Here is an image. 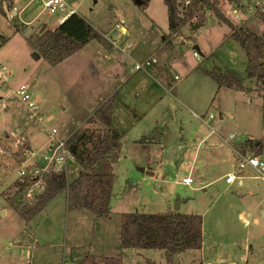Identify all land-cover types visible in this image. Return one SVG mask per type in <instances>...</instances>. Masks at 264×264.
Instances as JSON below:
<instances>
[{"label": "rangeland", "instance_id": "obj_1", "mask_svg": "<svg viewBox=\"0 0 264 264\" xmlns=\"http://www.w3.org/2000/svg\"><path fill=\"white\" fill-rule=\"evenodd\" d=\"M180 4L184 10L185 0ZM253 4V0L235 4L223 0L222 8L235 24L245 22L263 33L262 14H251ZM78 8L103 35L119 42L112 45L106 37L112 46L109 51L93 41L52 65L36 43L47 28L57 25L56 13L41 14L31 0H0V211L7 212L0 214V264H80L77 254L88 252L120 257L123 264H169L164 250L122 247V215L175 211L179 200L180 212L203 217L204 243L199 250L178 254L174 264H264V174L248 167L242 185L226 182L242 156L264 162V146L258 153L245 143L247 139L264 143L263 93L251 82L248 91L218 89L211 77L196 69L201 58L198 46L205 55L211 53L204 67L226 65L245 73L248 60L238 50H242L239 44H221L229 27L210 23L212 14L205 10L195 19L199 25L206 24V33L192 32L185 25L172 39L168 56L159 52L162 36L169 33L165 0L143 4L81 0ZM121 22L128 29L126 36L117 28ZM154 58L157 63L149 69H136ZM163 75L174 84V93ZM21 85H27L40 107L34 117L17 94ZM112 96L130 109L120 104L114 111V124L126 136L115 171L110 223L87 219L85 210H70L67 190L32 220H24L16 206L32 204L34 199L28 200L26 190L18 189L20 168L31 172L43 167L42 157L51 144L48 129L59 131L58 140L87 127L96 129L87 120ZM43 115L49 116L48 123L42 122ZM64 171L72 182L80 166L68 157ZM189 175L195 181L191 186L182 183ZM65 229L75 239L68 252ZM79 239L82 244L76 246Z\"/></svg>", "mask_w": 264, "mask_h": 264}, {"label": "trees", "instance_id": "obj_2", "mask_svg": "<svg viewBox=\"0 0 264 264\" xmlns=\"http://www.w3.org/2000/svg\"><path fill=\"white\" fill-rule=\"evenodd\" d=\"M148 1L141 0L140 4ZM229 1L232 4L241 2ZM165 3L168 8L169 34H164L162 40L166 45L171 44L170 38L181 32L185 25H189L192 32L199 31L204 23L199 25L195 17L207 10L217 23L229 27L230 36L246 53L248 65L244 74L219 64L213 68L198 65L197 69L211 77L218 89L248 91L247 83L251 82L255 87L259 85V89L256 88L261 90L264 97V31L258 33L245 22L235 24L224 13L223 0H191L184 10L180 8L181 0H165ZM261 14L264 22V12ZM93 41L106 49L112 48L107 38L86 18L73 14L63 24H57L53 29L47 28L42 34V41L36 46L50 64L59 65ZM116 100V96L108 99L87 120L88 123L96 124V129L87 127L68 138L67 149L80 166L79 176L69 182L64 168L47 174L45 191L36 196L32 204L16 206L24 220H32L64 190H67L70 210H87L98 217L111 213L115 165L119 161L125 136L113 125ZM246 144L259 150L264 146L263 142L252 139H248ZM25 161L26 158H23L21 162ZM33 183V175L28 174L21 177L18 189L24 191ZM121 232L123 248L164 250L169 264H174L178 254L190 249L199 250L204 243L203 217L174 210L163 213H124ZM80 264H123V261L120 257L97 256L88 252Z\"/></svg>", "mask_w": 264, "mask_h": 264}, {"label": "built area", "instance_id": "obj_3", "mask_svg": "<svg viewBox=\"0 0 264 264\" xmlns=\"http://www.w3.org/2000/svg\"><path fill=\"white\" fill-rule=\"evenodd\" d=\"M254 4L251 7V14H255L258 11L261 13L264 12V0H253ZM39 5L41 9V14H52L56 13V24H63L71 15L79 14L78 5L80 4L81 0H31ZM191 0H185L186 5L190 4ZM237 14V11H234ZM117 28L122 29L124 35L126 36L128 29L124 27L123 22L117 24ZM105 36V35H104ZM107 37V36H105ZM123 37V36H122ZM111 42L112 45L118 44V40H114L112 38L107 37ZM131 46L129 44L126 45V49H130ZM153 61H147L143 64H137L136 69H149L153 64ZM29 88L27 85H21L20 89L17 90V94L21 97L22 101L26 103L27 107L30 110V116L34 117L40 113V107L35 104L32 98V94L28 90ZM50 120L48 115H43L42 122L48 123ZM47 132L51 135V144L48 148L47 153H45L42 157V164L43 167L35 168L31 172H28L25 166L20 168V175L22 177L32 174L34 177V183L30 185L26 189L24 193L28 200H33L35 197L45 191V187L47 186L46 175L51 173L52 171L58 172L61 168H64L66 165L68 157L70 155L67 148H65L68 138L66 140H58V133L59 131L56 128L48 129ZM52 141H58L57 143H53ZM255 168L259 170L261 174H264V162L258 158L253 156H242L238 162V168L236 173H230L226 177V182L228 184H233L237 181L238 177L242 175L243 171L248 168ZM194 179L192 176H188L183 178L182 183L185 185L191 186L194 184ZM198 186V185H197ZM66 264V263H65Z\"/></svg>", "mask_w": 264, "mask_h": 264}, {"label": "crops", "instance_id": "obj_4", "mask_svg": "<svg viewBox=\"0 0 264 264\" xmlns=\"http://www.w3.org/2000/svg\"><path fill=\"white\" fill-rule=\"evenodd\" d=\"M210 20H211V22L210 23H213V24H217V22L216 23H214L213 22V18H210ZM49 25V24H48ZM203 28V29H202ZM206 28V24L204 23V26L203 27H201L200 29L201 30H199V31H196L195 33H198V32H201V33H206V30L204 31V29ZM169 34V33H168ZM166 35V34H165ZM178 35V33L177 34H175L174 36H172L171 38H170V41H171V44H169V45H166L165 44V42L162 40V42H163V46L159 49V52H164L165 54H168V56H169V53H170V50H172L171 48H172V46H173V44H172V39L175 37V36H177ZM190 36H191V31H190ZM189 36V37H190ZM183 43H186V41L184 40V41H182ZM237 41L235 40V39H233L231 36H230V31H228V33H225L224 34V38H223V40H222V45L224 46V45H226V44H233L234 46H236L237 47V43H236ZM239 44V43H238ZM239 46H240V44H239ZM240 48H241V46H240ZM161 49L163 50V49H165L166 51H161ZM238 49V48H237ZM242 49V48H241ZM107 50H109V49H107ZM112 50V48L109 50V51H111ZM239 51H240V53H241V55L243 56V58H244V60H245V62L248 60L247 59V55H246V53H245V51L242 49V50H240V49H238ZM158 52V53H159ZM197 52V51H196ZM198 53V52H197ZM199 54V53H198ZM182 55V54H181ZM200 56H201V58H200V62L198 63V65H204V63H205V61L207 60V58L208 57H210L211 58V53L210 54H208V53H206V55L202 52V54H200ZM178 57V56H177ZM209 58V59H210ZM154 60H155V63H157V58H154ZM197 65V66H198ZM197 66H196V69H197ZM226 66V65H225ZM228 67V66H227ZM230 68V67H229ZM232 69V68H231ZM198 70V69H197ZM155 75H156V70H153L152 71ZM148 74V73H147ZM204 74V73H203ZM205 75V74H204ZM128 77H130V78H128ZM127 78L128 79H131L132 77H134V75H132V76H128ZM149 77H151L152 79H154V80H158L159 78L158 77H155V76H152V75H150ZM163 77H164V75H163ZM147 78V77H146ZM174 78V77H173ZM164 80V82L165 83H167L168 84V86H169V88H171L172 89V92L174 93V91H175V86H174V84L172 85V84H169V80H168V78L167 77H164L163 78ZM175 79V78H174ZM129 80H126V82H128ZM176 81V80H175ZM126 84H128V83H125V85ZM124 85V86H125ZM124 86L123 87H121L120 88V90L119 91H121V90H123V88H124ZM119 91H117L115 94L117 95V93L119 92ZM113 97V96H112ZM160 97H162V95H160ZM107 101V100H106ZM106 101H104L102 104H104ZM101 104V105H102ZM122 105V106H124L123 107V109L125 108V109H130L127 105H125V104H122L121 103V101L120 100H116V104H115V106H114V111L115 110H117L119 107H117L118 105ZM100 105V106H101ZM99 106V107H100ZM206 117V116H205ZM213 117V116H212ZM210 118H211V116H210ZM223 119V116H221L220 115V120H222ZM115 120H116V116L114 115V112H113V125L115 126V124H114V122H115ZM141 120V119H140ZM139 121V120H138ZM116 127V126H115ZM116 128H118V127H116ZM119 129V128H118ZM124 133V135L126 136V132L124 131L123 132ZM124 136V137H125ZM67 138H69V137H67ZM66 138V139H67ZM248 140V139H247ZM246 140V141H247ZM246 143V142H245ZM122 146H123V140H122ZM234 150V149H233ZM253 150L255 151V152H258V153H262L263 151L262 150H259V149H257V148H253ZM121 151H122V149H121ZM233 153L235 154V152L233 151ZM120 157H121V154H120ZM235 158H236V154H235ZM120 159V158H119ZM237 160H240V159H237ZM239 162V161H238ZM118 163V162H117ZM117 163H116V165L115 166H117ZM237 168H238V164H237V166H236V171H237ZM143 169H145L146 171H147V168H143ZM115 171H116V168H115ZM231 172H229L228 174H230ZM115 176H116V174H115ZM227 177V176H226ZM237 181H238V183L240 184V185H242L243 183H244V178H243V173H242V175L241 176H239L238 177V179H237ZM115 182V181H114ZM228 184V183H227ZM230 185H232V184H230ZM113 189H114V185H113ZM112 193H113V191H112ZM111 203H112V196H111ZM111 203H110V211H111ZM49 206V205H48ZM80 210H82V209H79L77 212H81ZM2 211H4V212H6V210H4V209H2L1 211H0V214L2 213ZM86 211V213H88L87 214V216H86V218L88 219H90V217L92 218V219H94V220H97V221H99L100 223L99 224H102V223H104V224H108V223H110L109 222V220H112V218L111 217H113L111 214H109V215H105V216H103V217H98L97 215H93L91 212H89V211H87V210H85ZM7 213V212H6ZM90 214V216H88ZM88 221V220H87ZM89 222V221H88ZM27 224H29V222H27ZM107 236V238H110V236L109 235H106ZM37 242V245H39V246H42L43 245V241L42 240H39V239H35ZM75 239H71L70 238V234L67 232V230L65 229V237H64V248H65V251L66 252H68L70 249V243H73V241H74ZM84 240H86V241H88L87 239H84ZM107 240H109V239H107ZM87 249H90V251H91V243H90V246L87 248ZM133 250H135V249H133ZM93 254H95V253H93ZM95 255H97V256H106V255H103V254H95ZM84 257V256H83ZM83 259V258H82ZM74 261L76 260V259H73ZM76 262V261H75ZM80 261H78V263H79ZM29 264H33V262L32 261H30V263ZM51 264H58V263H51Z\"/></svg>", "mask_w": 264, "mask_h": 264}, {"label": "water", "instance_id": "obj_5", "mask_svg": "<svg viewBox=\"0 0 264 264\" xmlns=\"http://www.w3.org/2000/svg\"><path fill=\"white\" fill-rule=\"evenodd\" d=\"M135 1H136L137 3H140L141 0H135ZM14 13H15V12H14ZM46 28H47L46 25L43 26V28H42V32H43ZM195 49H196V51H197L199 54H202V52H201V50H200V48H199L198 46H196ZM37 56L40 57L39 55H37ZM140 170H141L142 172H144V173H147V174H151V175H153L152 172H150V171H146V170L143 169V168H141ZM180 203H181V200L175 202V211H179V209H180ZM211 264H230V263H211Z\"/></svg>", "mask_w": 264, "mask_h": 264}, {"label": "bare ground", "instance_id": "obj_6", "mask_svg": "<svg viewBox=\"0 0 264 264\" xmlns=\"http://www.w3.org/2000/svg\"><path fill=\"white\" fill-rule=\"evenodd\" d=\"M79 241H81V239H79L77 242L78 243H76V246H80L82 243L81 242H79ZM70 245H72V244H70ZM77 258H78V261H80V262H82V258H83V253H80V254H77Z\"/></svg>", "mask_w": 264, "mask_h": 264}]
</instances>
